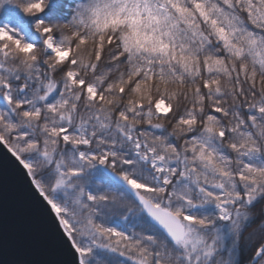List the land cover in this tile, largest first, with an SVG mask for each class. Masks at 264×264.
I'll return each instance as SVG.
<instances>
[{
    "label": "snow or ice",
    "instance_id": "obj_1",
    "mask_svg": "<svg viewBox=\"0 0 264 264\" xmlns=\"http://www.w3.org/2000/svg\"><path fill=\"white\" fill-rule=\"evenodd\" d=\"M0 146L72 264H264V0H0Z\"/></svg>",
    "mask_w": 264,
    "mask_h": 264
},
{
    "label": "water",
    "instance_id": "obj_2",
    "mask_svg": "<svg viewBox=\"0 0 264 264\" xmlns=\"http://www.w3.org/2000/svg\"><path fill=\"white\" fill-rule=\"evenodd\" d=\"M63 241V242H62ZM0 264H72L46 202L0 146Z\"/></svg>",
    "mask_w": 264,
    "mask_h": 264
},
{
    "label": "trees",
    "instance_id": "obj_3",
    "mask_svg": "<svg viewBox=\"0 0 264 264\" xmlns=\"http://www.w3.org/2000/svg\"><path fill=\"white\" fill-rule=\"evenodd\" d=\"M58 2L62 4H70L72 3V0H58ZM65 11H69V9L65 8ZM261 209H262V206L260 204H257L256 209H255V211L257 212V215L253 218V221L251 222L250 227L247 229V231H252L253 228H256V229L259 228V225L261 224L262 219H264V212H262ZM245 234H247V232ZM248 256H249V253L243 249V241H242V250L240 254L241 264H245V262L248 259Z\"/></svg>",
    "mask_w": 264,
    "mask_h": 264
}]
</instances>
